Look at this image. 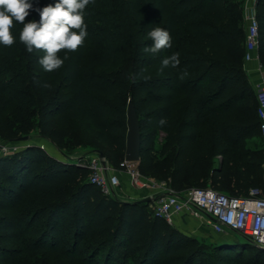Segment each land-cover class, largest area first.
Wrapping results in <instances>:
<instances>
[{"label": "trees", "instance_id": "16d2710c", "mask_svg": "<svg viewBox=\"0 0 264 264\" xmlns=\"http://www.w3.org/2000/svg\"><path fill=\"white\" fill-rule=\"evenodd\" d=\"M92 4L98 13L84 44L61 50L68 59L51 73L34 71L43 50H33L34 61L16 53L22 27L14 21V43L0 45V138L17 142L39 129L65 153L76 125L95 153L122 171L133 108L144 121L143 176L179 195L264 192L258 103L244 64L246 0ZM256 19L264 67V0L256 2ZM155 27L169 31L172 47L152 54L144 49ZM173 52L179 66L161 71ZM183 70L189 76L181 80ZM65 158L37 146L0 158V264H48L53 257L66 264H264V251L247 242L210 248L158 217L152 203L104 195L88 168Z\"/></svg>", "mask_w": 264, "mask_h": 264}, {"label": "built area", "instance_id": "2783aa9c", "mask_svg": "<svg viewBox=\"0 0 264 264\" xmlns=\"http://www.w3.org/2000/svg\"><path fill=\"white\" fill-rule=\"evenodd\" d=\"M253 2L254 6L250 7L247 3L244 8L246 30L244 64L247 75L248 66L251 65L253 71L261 77L255 94L261 140L264 143V67L259 56L257 0ZM40 148L46 151L45 146ZM72 161L91 171L90 182L95 184L104 195L118 200V194L124 188L120 175H125L129 181V191L143 194L142 200L150 199L156 215L173 227H176L179 219L187 215L211 234L238 235L256 248H264V192L255 189L251 191L248 198L241 199L231 198L212 188L192 189L179 195L165 183L143 176L138 168L139 163L125 161L122 165L123 170L116 171L107 157L101 158L99 153L82 156ZM132 197H126L128 202L135 201Z\"/></svg>", "mask_w": 264, "mask_h": 264}, {"label": "clouds", "instance_id": "9594fccd", "mask_svg": "<svg viewBox=\"0 0 264 264\" xmlns=\"http://www.w3.org/2000/svg\"><path fill=\"white\" fill-rule=\"evenodd\" d=\"M92 0H53L46 6H39L40 0H0V45L8 47L14 43V37L10 31L14 27V21L22 24L19 39L27 52L34 49L43 50L39 64L45 72H54L60 69L67 54L61 58L58 53L61 50L75 52L85 42L88 36L85 23V9ZM32 13L39 16V20L26 21ZM147 38L152 41L151 46L144 50L152 54L159 53L162 49L172 47V36L166 28L155 27L147 33ZM180 64L179 53L173 52L161 62V71L169 66L177 68ZM189 76L186 70L180 73L183 80ZM43 87L50 88V84ZM166 123L162 118L160 124Z\"/></svg>", "mask_w": 264, "mask_h": 264}, {"label": "rangeland", "instance_id": "374dc122", "mask_svg": "<svg viewBox=\"0 0 264 264\" xmlns=\"http://www.w3.org/2000/svg\"><path fill=\"white\" fill-rule=\"evenodd\" d=\"M41 7L44 6L43 0H40V5ZM98 13V9H96L94 7V5L92 4V2L87 6V8L85 9V17H86V24L87 27H89L96 15ZM37 14L36 13H32L29 17H26V21L33 19ZM21 27H23L22 24H20ZM27 52L25 45L21 42L18 46V49L16 51L17 54L21 55H25V53ZM38 56H35L34 54H30V59L31 61H34V59H38ZM35 72H44L43 69L41 67H35L34 68ZM18 102L16 106L19 105ZM140 122V119H139ZM140 127H144V121L141 123ZM72 133L73 136L71 138L72 140V145L69 149L66 150L65 153H62V155H57V159L60 160H66L65 156H68V160H76L77 158H80L82 156H86V155H90L95 153V145L92 141V138L90 135H88L87 140H84L86 131L85 130H81L79 129L76 125L72 126ZM29 141L28 142H13V141H9V140H3L0 138V158L2 157H8V156H13L15 154H18L20 152H22L23 150H25V148L29 147V146H46L47 147V143L49 142L45 139H43L40 135V130L36 129L30 136H29ZM51 143V142H50ZM259 145L262 146V143L259 142ZM55 146V145H54ZM48 149V148H47ZM47 152V150H46ZM65 155V156H64ZM124 202H128V200H123ZM188 227L185 229V235L191 237V238H195L197 240H199L201 243L208 245L210 248H212V246L216 243H219V241L217 240V238L215 236H212V234L204 229L200 227V224L198 222H189ZM209 232V233H208ZM211 235V236H210ZM231 242H245L244 239L241 236L238 235H231L228 238ZM239 243V244H240ZM46 262L48 264H66L65 260H63L62 258L59 257H53L51 259L46 260Z\"/></svg>", "mask_w": 264, "mask_h": 264}, {"label": "water", "instance_id": "95a60500", "mask_svg": "<svg viewBox=\"0 0 264 264\" xmlns=\"http://www.w3.org/2000/svg\"><path fill=\"white\" fill-rule=\"evenodd\" d=\"M29 137L20 139V142H28ZM142 150V131L140 127L139 118L133 108H130L128 112V137H127V151H126V161L130 163H139L141 159ZM101 158L105 157V154L99 152ZM134 203L150 204V199L140 200ZM221 244H230L231 241L225 237L219 241ZM264 251V248H258Z\"/></svg>", "mask_w": 264, "mask_h": 264}, {"label": "crops", "instance_id": "0c3cea01", "mask_svg": "<svg viewBox=\"0 0 264 264\" xmlns=\"http://www.w3.org/2000/svg\"><path fill=\"white\" fill-rule=\"evenodd\" d=\"M248 3V5L250 7L254 6V2L253 0H246V4ZM248 80L250 82V84L252 85V88L254 89V92H255V89H256V86L261 82V77L256 74L254 71H253V66L249 65L248 66ZM47 143V147L45 146L47 152L54 158H57L56 156L57 155H62V152L59 151L56 146H54V144L50 143V142H46ZM48 148V149H47ZM121 177V180L123 182V191L120 192L119 195V200L123 201V200H127L126 197L128 196H133L132 198L135 200L133 202H138L140 200H142L143 198V194H140V193H137V192H133L131 193L129 191V188H130V185H129V181H128V178L121 174L120 175ZM151 193H155L154 191H151ZM150 193V194H151ZM189 222H193V220H191V218L187 215H184L181 219H179V221L177 222V225H176V228L180 231V232H183L185 233V229L188 227V224ZM184 230V231H183ZM209 233V232H208ZM211 236V235H210ZM212 236H215L217 238L218 241H220L221 239H224L225 237H227V239L231 236V235H228V236H217V235H214L212 234Z\"/></svg>", "mask_w": 264, "mask_h": 264}]
</instances>
